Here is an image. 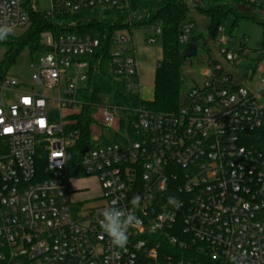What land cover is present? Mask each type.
Wrapping results in <instances>:
<instances>
[{"label": "built area", "instance_id": "2783aa9c", "mask_svg": "<svg viewBox=\"0 0 264 264\" xmlns=\"http://www.w3.org/2000/svg\"><path fill=\"white\" fill-rule=\"evenodd\" d=\"M235 1L264 17V0ZM125 3L50 0L49 13ZM0 24L13 25V32L27 28L22 0H0ZM191 30L189 23L182 26V46L190 45ZM45 37L30 79L34 89L0 73V264H233L231 257L264 264V87L251 93L236 86L221 65L245 57L247 40L237 52L219 48L205 61L202 83L187 93V105L154 112L140 104L120 106L113 94L91 100L83 59L97 52L96 39ZM109 62L114 82L143 101L127 32L114 33ZM83 108L91 110L93 146L81 154L74 174L68 149L77 135L65 133L63 120ZM89 177L100 195L73 199L71 182ZM135 195L138 208L131 204ZM169 197L181 206L169 204ZM114 200L140 221L129 226L123 249L97 223Z\"/></svg>", "mask_w": 264, "mask_h": 264}, {"label": "trees", "instance_id": "16d2710c", "mask_svg": "<svg viewBox=\"0 0 264 264\" xmlns=\"http://www.w3.org/2000/svg\"><path fill=\"white\" fill-rule=\"evenodd\" d=\"M128 1H130L128 10L141 18L136 24L112 23L120 17H111L109 14L120 11L122 6L95 7L78 12L55 10L49 13L39 9L37 0H25L22 7L28 17L27 29L23 34L8 36L6 40L0 41L6 48L5 58L8 61L6 67L23 49H28L31 53L44 52L46 49L43 50L40 47V35L44 32H51L55 36L67 34L88 36L99 42L97 52L93 56L83 59L89 65L87 90L91 92V100L97 99L95 96L99 94H113L120 106H138L140 104L154 112L175 111L178 108L179 85L182 84L180 82L182 78L181 67L186 60L183 56L187 48V46H182L179 43V34L187 18L184 1ZM199 1L205 6L201 14L208 21L206 29L209 39H216L220 22L229 14H233L235 19L248 17V19L258 22L253 16H245L246 13L253 12V9L239 1L227 0L215 4H209L203 0ZM124 10L122 9L123 12ZM91 12L95 14H91V16ZM99 13L103 15V19L96 16ZM85 14H89V16H83ZM78 16L83 17L77 19ZM131 17L133 16L131 15ZM259 23L264 27V20L259 21ZM145 25H153L159 28L162 34V57L155 71L153 98L149 102L139 101L137 96L127 94L121 83L114 82L109 71V56L114 33L124 31L131 34L134 28ZM199 40H203V37H192L190 44L198 47ZM5 69L0 67V73H5ZM69 119L67 126L65 123V133H76L77 135L74 144L68 149L69 163L76 168L74 174H79L77 168H79L81 154L93 146L90 137V126L93 123L91 110L83 108L79 114L69 117Z\"/></svg>", "mask_w": 264, "mask_h": 264}, {"label": "rangeland", "instance_id": "374dc122", "mask_svg": "<svg viewBox=\"0 0 264 264\" xmlns=\"http://www.w3.org/2000/svg\"><path fill=\"white\" fill-rule=\"evenodd\" d=\"M25 0H22V5ZM187 9L186 23L191 24V36L198 38L203 37V40H199L197 51L194 57L186 59L183 66L181 67V73L183 82L179 85V95L177 107H184L187 105V93L195 86H200L202 79L199 76L201 69L204 67L205 61L210 57L217 55L218 49H227L230 52H237L240 46V42L246 39L243 47L248 54L245 57H240L233 66L226 63H222L224 71L233 77L234 84L236 86H242L248 90V92L255 93L256 91L264 87V59L258 61L259 54L264 48V27L260 22L263 20V16L257 11L253 10L250 13H246L245 16H253L258 22L246 18H237L233 14H229L223 21L220 22V32L217 33L216 39H209L207 36V19L201 14L205 6L199 0H183ZM38 7L42 11L49 12L50 0H37ZM129 2L126 3L119 9L120 11L112 12L109 14L111 17L118 18L112 23L115 24H136L141 20L140 17L131 13L129 8ZM122 9H125L124 12ZM117 14H116V13ZM95 14L93 12L90 13ZM131 15L133 17H131ZM83 16H89L85 14ZM83 16L76 17L80 19ZM92 16V15H91ZM99 19H103L101 13L96 14ZM135 16V17H134ZM131 18V19H130ZM83 20V19H82ZM156 27L153 25H145L138 28H134L132 33L127 32L129 40L132 42L133 49L138 64V78L140 89V98L143 101L149 102L153 98L154 92V80L155 71L157 64L161 61V49H162V34H156ZM27 29V28H26ZM26 29L16 30L12 32V36H18L23 34ZM126 33V32H125ZM45 35L55 36L51 32H44L40 35V47L44 50L45 48ZM153 39L152 44L148 43L149 39ZM224 38L226 43L222 46H218V41ZM231 38L230 40H228ZM6 48L0 43V66L5 69V73L9 77H13L19 81L22 85L21 88L30 91L31 87L34 89L31 83V75L34 70L38 67L39 61L43 54L41 52L31 53L28 49L20 51L13 62L6 67L8 62L5 58ZM5 62V63H4ZM68 77L73 78V70L68 71ZM65 87L64 81L61 85V92ZM37 90V89H35ZM53 95H57V92H53ZM66 111L62 115H65ZM53 118L57 119V113H52ZM66 118V120H65ZM63 122L68 123L69 117H65ZM71 187L76 190L73 193V199L80 201H88L92 198H96L100 195L97 182L95 178L89 177L86 179L79 180L77 182H71Z\"/></svg>", "mask_w": 264, "mask_h": 264}, {"label": "clouds", "instance_id": "9594fccd", "mask_svg": "<svg viewBox=\"0 0 264 264\" xmlns=\"http://www.w3.org/2000/svg\"><path fill=\"white\" fill-rule=\"evenodd\" d=\"M14 26L10 24H0V41H4L13 32ZM141 197L135 195L132 198L131 204L133 208L140 206ZM169 204H172L176 208L181 206V203L175 197L168 198ZM118 201H113L111 206L105 208L101 213L97 223L104 233L109 237L110 242L117 248H125L128 242V228L133 224H139L138 217L135 216L134 212L121 209L117 207ZM156 227H159L157 225ZM233 264H240L236 257L230 258Z\"/></svg>", "mask_w": 264, "mask_h": 264}, {"label": "water", "instance_id": "95a60500", "mask_svg": "<svg viewBox=\"0 0 264 264\" xmlns=\"http://www.w3.org/2000/svg\"><path fill=\"white\" fill-rule=\"evenodd\" d=\"M180 35V34H179ZM196 51H197V47L194 45V44H190L187 48H186V51H185V54H184V59H190L192 57L195 56L196 54ZM263 57V56H262ZM180 82L182 83L183 82V78H181Z\"/></svg>", "mask_w": 264, "mask_h": 264}, {"label": "snow or ice", "instance_id": "6c2138e0", "mask_svg": "<svg viewBox=\"0 0 264 264\" xmlns=\"http://www.w3.org/2000/svg\"><path fill=\"white\" fill-rule=\"evenodd\" d=\"M9 131H11V129H9Z\"/></svg>", "mask_w": 264, "mask_h": 264}]
</instances>
